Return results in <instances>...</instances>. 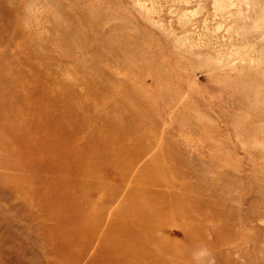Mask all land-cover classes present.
<instances>
[{"label":"rangeland","instance_id":"1","mask_svg":"<svg viewBox=\"0 0 264 264\" xmlns=\"http://www.w3.org/2000/svg\"><path fill=\"white\" fill-rule=\"evenodd\" d=\"M39 70L44 93L53 88L74 112L57 107L68 123L57 124L49 193L71 209L69 241L51 240L41 228L50 222L31 216L47 205L39 193L53 169L32 129ZM104 120L109 142L131 143L121 164L156 153L147 167L168 172L153 178L185 200L180 228L201 236L177 246L170 218L141 228V264H264V0H0V264H118L96 247L134 173L101 211L122 167L94 153L106 145ZM129 158L138 171L142 158ZM76 223L94 232L77 236ZM164 231L169 254L158 253Z\"/></svg>","mask_w":264,"mask_h":264},{"label":"bare ground","instance_id":"2","mask_svg":"<svg viewBox=\"0 0 264 264\" xmlns=\"http://www.w3.org/2000/svg\"><path fill=\"white\" fill-rule=\"evenodd\" d=\"M216 2V1H215ZM216 4V3H215ZM15 54V53H14ZM45 78H48L53 84L55 82L54 76L51 75V72L45 73ZM43 74H41V70L38 71V82L35 84L33 88V95L41 96L44 93L42 89L44 85H39V82L42 83L43 81ZM60 97L56 90L53 88L49 89V91L41 98V100L37 101L35 108H34V116L35 122L32 126L34 133L39 136L40 139V154L41 160L44 162L45 167L51 166V171L49 176L43 180V187H40L41 196H43L47 200V205L43 206V209H37L36 212H33L31 216L33 219L36 216H42V218L47 222H50V228L46 229L41 227L44 230H47L49 233V238L51 240L55 239H62L71 240L72 236L68 231H65L63 228V224H65V217L67 214L71 215V209L66 211V205L62 202L63 197H53L50 196L49 193L52 192L54 186L56 185V177H55V169L57 167V158L56 157V128L57 124H66L67 118L65 114L58 113L57 107L60 105ZM63 110L69 108V113L73 114V110L69 106H61ZM65 107V109H64ZM104 126V134L106 145H102L103 148L97 147L98 150H95V154L100 155L101 159H98L99 162L102 164H106V167L113 166L116 168L117 166H122L121 170L113 169L112 173L116 175L117 180H120V186L114 187L111 190V195L108 197L106 203L102 205V210L105 212L107 210L108 204H112L113 201L119 196L120 193L123 192V196L127 197L126 199L123 198L119 204L113 207L109 211V221H111L106 228L101 229L100 235L101 238L99 240L98 251H103L107 253L109 257H111L114 261L118 264H141L142 260H138V253L137 251L144 248L143 238L139 232V229H147L152 232L153 230H161V228H167L165 226H170L166 221L170 218L173 222V226H177L180 230V235L182 234V242H176L177 246H189L195 244L201 239L200 234L189 236L182 228V221L180 222V214L178 212L179 208L184 205L185 203L183 199H180L177 195L173 193L169 188H167L166 181H160L153 178V174L157 170L161 174H156L157 178L165 179L167 170L163 168L160 163L157 161L154 165L151 164L150 167H147L152 161L156 158V153L147 156L148 150L140 149L141 155H133L129 157L133 158H142V163H140V167L138 171L134 172V168L137 164L136 160L131 158H127L123 164L120 163V160L127 155L125 152L131 148V143L127 140L120 139L119 142H109L107 133H106V126L110 124L109 121L104 120L102 122ZM111 126L114 129L107 130L108 134H112L115 131V137H118V130H115L116 125L112 124ZM93 140V136L87 140L88 142ZM76 148V145L74 146ZM72 150L66 149V153L69 154ZM42 154H44L43 157ZM89 155H92L89 153ZM56 159V160H55ZM53 166V167H52ZM134 173V174H133ZM133 174L130 183L133 185H129L126 189H119L122 184L125 182L127 177ZM47 176V175H46ZM143 180L147 182V186L143 185ZM172 186V185H171ZM176 188H180L178 186H172ZM104 189L103 184L97 186V190ZM120 190L122 192H120ZM94 192H96L94 190ZM35 193V192H34ZM116 194H118L116 196ZM38 195V196H40ZM93 198V197H92ZM50 200V201H49ZM89 202L94 204V199L89 198ZM108 203V204H107ZM179 203V204H177ZM173 204L176 205L173 209ZM47 206V207H46ZM44 207H46L44 209ZM100 208V209H101ZM39 210V211H38ZM93 215V214H92ZM91 214H88L89 218L92 217ZM86 221V220H85ZM69 223V221H68ZM98 223V222H97ZM74 224L73 222L71 223ZM77 236L82 235L85 231L86 232H94V229L89 228V224L85 223L79 225L77 224ZM157 227L156 229H154ZM85 229V231H84ZM170 229V228H169ZM95 230L99 231L100 226L97 227ZM84 231V232H83ZM96 232V231H95ZM165 232V231H164ZM64 234V235H63ZM167 238V244L159 245L158 246V253H167L169 254L170 248L174 246V240L172 239L170 233L168 234L167 231L165 232ZM172 250V249H171ZM182 250V248H181ZM181 253V251H180ZM156 256L158 255L155 253ZM135 256V257H134ZM181 262L177 261H169L168 264H191L187 257L181 256ZM153 262L152 264H166L165 261L158 260ZM144 264H147L144 262Z\"/></svg>","mask_w":264,"mask_h":264}]
</instances>
